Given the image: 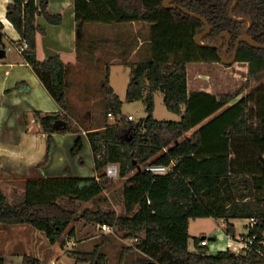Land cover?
Returning a JSON list of instances; mask_svg holds the SVG:
<instances>
[{"label":"trees","instance_id":"obj_1","mask_svg":"<svg viewBox=\"0 0 264 264\" xmlns=\"http://www.w3.org/2000/svg\"><path fill=\"white\" fill-rule=\"evenodd\" d=\"M177 4L206 18L211 33L202 39L204 43L217 45L222 33L231 35L229 58L245 32L264 45V0L172 3ZM74 13L78 50L86 23L152 24V59L131 66L126 92L128 102L145 101L147 115L137 123L125 117L115 124L108 122L109 114H120L123 106L110 86L108 72L102 82L105 124L86 134L98 177L25 180L23 191L13 200L0 183V223L30 224L55 244L77 216L76 210L60 201L73 198L88 202L97 198L112 182L106 167L117 163L120 177L127 178L123 187L126 214L87 208L80 215L87 222L113 226L124 238L134 239V249L142 255L144 264H264V259L253 252L242 255L224 249L210 254L200 238H195L196 251L189 249L190 222L199 218L224 219L227 231L236 233L231 220L254 217L258 224L253 231L259 237L264 233V83L236 102L241 92L221 96L190 92L188 66L194 62H222L227 37L219 49L198 46L197 36L207 29L204 22L181 8L165 7L164 0H74ZM6 16L20 34L21 44L27 45L22 52L24 60L61 108L52 114L35 112L49 136L48 153L55 133H76L72 152L81 150L83 136L66 115L70 111L67 66L59 55L41 61L36 56L37 34H45L37 17L58 25L62 15L51 14L47 0L40 5L36 0H11ZM3 30L0 23V52L7 48ZM237 60L249 62L254 76L264 74V49L243 40ZM158 90L164 93L167 109L181 116L179 121L154 117ZM148 164L168 166L170 170L154 174L145 169ZM70 233L74 234V229ZM73 251L68 252L76 256L77 263L108 264L102 244L92 251ZM0 264H6L3 257ZM22 264L40 261L25 256Z\"/></svg>","mask_w":264,"mask_h":264},{"label":"rangeland","instance_id":"obj_2","mask_svg":"<svg viewBox=\"0 0 264 264\" xmlns=\"http://www.w3.org/2000/svg\"><path fill=\"white\" fill-rule=\"evenodd\" d=\"M140 23L148 26L149 30L148 34L141 33L139 35L140 38H136L138 36L130 30L127 32L123 30V28H128V26L131 27L129 23H86L82 28L79 51L81 53L85 50L90 51L88 55L89 64L87 69H82L78 73L77 69L72 68L70 70V73H75V77L81 80L84 87L75 85L69 88L71 121L74 128L79 130L81 134L83 133L84 146L81 150L72 152L76 133H55L53 134V147L48 153V134L45 133V137L40 140L41 136L38 137L37 132L34 131L26 145L15 144L13 145L15 149L12 148V150L3 151L2 153L0 151V156H5V159L1 157L0 159L8 162L15 160L18 163L14 162V164L21 165V167L18 166L19 168H17L20 170H24L33 161L41 164L39 166L40 170L46 169L51 165L55 168L54 170H58L66 164L65 168L62 169L63 173L68 172L70 174L72 172L71 175L77 177H94L92 175L97 173L94 169L93 153L83 131L98 129L101 122L104 123L106 119L102 97L104 96L102 82H104L103 80L108 72L110 86L123 102L120 114L123 116L132 115L133 120L131 121L135 123L140 122L147 115L144 101L128 102L125 92L131 81V66L148 62L152 59V43L150 39L152 24L148 22ZM143 39L144 41H142ZM140 41H142V45L139 44ZM7 49L11 52L13 48L8 46ZM134 50L136 52L133 54ZM148 54L149 57L147 58ZM227 58L230 59L228 54ZM259 77L251 73V64L249 62L238 60L230 65L220 61L212 63L194 62L188 66L190 91L194 92L204 89L216 96L235 92H241L239 97L246 96L264 83V74ZM76 82L81 84L78 81ZM154 117L157 120L166 121H179L181 119L179 114L167 109L164 103V93L161 91L155 94ZM108 122L110 124L117 123L115 119H109V117ZM12 137L13 139H20L17 134H12ZM34 138L37 141L35 142V148H32ZM4 164L6 165L5 162ZM6 168V166L5 168L3 167L7 174L1 175V177H8V175L13 177H10V180L2 181L1 185L9 199L13 200L23 191L25 181L21 178L27 177L25 176L27 174L23 172L15 176L11 174L10 169ZM13 178L15 179L13 180ZM126 179L121 178L120 175L112 178V182L106 190L91 201L82 202L73 198L60 201L67 208L77 211L76 218L61 237L63 240L65 239L64 242L67 240V242L74 243L73 252L92 251L97 244H102L108 264H144L141 261L143 260L142 255L134 249L136 242L134 239L124 238L118 230L115 231V234H102L98 228L99 225L87 222L80 215L87 208L92 210L97 208L112 209L120 215L126 214L123 194ZM233 223L237 233L247 231L246 219H233ZM72 229H74V234L70 233ZM189 234L191 251H196L195 238L202 239L203 237L209 240L207 247L210 254H215L227 247L225 224L218 219L209 217L192 220ZM127 247H132L134 250L129 251L126 249ZM54 257L53 255L46 256L42 263L51 264L53 259L54 262L56 261ZM16 260L12 264H21L18 258ZM57 264L88 263H77L76 256L69 252L68 255L58 258Z\"/></svg>","mask_w":264,"mask_h":264},{"label":"crops","instance_id":"obj_3","mask_svg":"<svg viewBox=\"0 0 264 264\" xmlns=\"http://www.w3.org/2000/svg\"><path fill=\"white\" fill-rule=\"evenodd\" d=\"M42 1L43 0H36L37 5H40ZM47 1L49 12L51 14H61L62 22L58 25H53L48 23L43 16L37 17L38 25L45 30L44 35H42L41 33L37 34V59L41 61L51 56L59 55L67 66V81L69 84V88L75 85L83 86L81 80L75 77L76 74L70 73V70L72 68L77 69V73L82 69H87V66L89 64L88 55L90 54L89 50H85L81 53L76 45L77 34L76 18L74 13V0ZM10 2L11 0H0V23L3 25V31L7 38L5 44L6 47L11 46L13 48L11 49V52H9L6 48L5 57L0 62L1 153L3 151L12 150V148H14L13 145L15 144L26 145L34 131L37 132L38 137L41 136L39 138L40 140L45 137V133H43L42 127L35 115L36 111H40L44 115L61 111V108L59 107L55 99L50 95L49 91L42 83L40 77L35 72L34 68L24 60L22 53L15 48L16 45H12V42L21 44V36L6 16L7 7ZM129 25H131V27L128 26V28H123V30L125 32L130 30L132 33L138 36L136 38H140L139 35H141V33L148 34L149 32L148 26L143 23L131 22L129 23ZM142 41H144V39ZM142 41H140V45H142ZM135 52L136 51L134 50L133 54ZM148 57L149 54L147 58ZM76 81L80 82L81 84H78ZM19 83L22 84L19 85L15 90L16 85H18ZM159 91L160 90L156 91L155 94ZM125 92H127V88ZM194 92L210 93L204 89H200ZM147 94L148 89H146L144 92V99L147 97ZM68 97L69 99H71L69 89ZM240 98H242V96L238 97V99H236L234 102H236ZM70 111L66 112V115H68L69 118H71ZM124 117L127 118L128 116L124 115ZM104 124L105 121L104 123L101 122L98 128H102ZM87 131L88 130L83 131L85 133V137ZM12 134H17L20 139H13ZM36 141L37 140L34 138V140L32 141V148H35ZM0 157L5 159V156ZM0 160V169H2L0 170V183H2V181H6V179L10 180L13 177L10 175H8V177L5 176L7 178L1 177V175L7 174L3 169V167L5 168V166L10 169L11 174H14L15 176H18V173L23 172L27 174L25 175L27 177L21 178L24 181L29 179L77 177L75 175H71L72 172L70 174H68V172H62V169L65 168L66 164L58 170H54L55 168L53 167V165L48 166L46 169L40 170L39 166H41V164L39 162L33 161L30 162V164L27 165L24 170H20L17 168L21 167V165L14 164V162H16L15 160H12V162L4 161L3 159ZM4 162L6 163V165L4 164ZM92 176L98 177L97 174ZM14 179L15 178H13V180ZM230 222L233 223V220H231ZM64 240L63 238H60L55 244H52L43 231L33 227L30 224L0 223V257H3L5 259L6 264H12L17 258L21 261L22 264V258L25 256L36 258L40 261V264H43L42 262L46 259L45 257H49L52 255L55 256L54 258H56V261L54 262L53 259L52 263L57 264L58 258L64 255H68V251L72 250V247L74 245V243L67 242V240L65 241V245H63Z\"/></svg>","mask_w":264,"mask_h":264},{"label":"built area","instance_id":"obj_4","mask_svg":"<svg viewBox=\"0 0 264 264\" xmlns=\"http://www.w3.org/2000/svg\"><path fill=\"white\" fill-rule=\"evenodd\" d=\"M15 48L22 53L27 48V45L24 42L20 45H16ZM123 118L124 116L122 114L119 115L109 114V119H115L117 122H120ZM127 119L129 121L133 120L132 115L128 116ZM145 169L154 174H166L170 170V167L157 165V164H148L146 165ZM106 174L110 178L118 177L120 175V165L117 163L109 164L106 167ZM219 220L225 224V236L227 238V247L224 249H229L235 254H242V255H247L253 252L264 259V233L262 234L261 237H259L258 234L253 231L258 224V220L256 218L254 217L247 218L246 219L247 231L240 233L228 232L226 229L227 221L224 219H219ZM98 228L100 229L101 233H105V234H115L116 231L113 226H109L106 224L99 225ZM208 243H209L208 238L203 237L201 239L200 244L202 246H208ZM52 264H56V263H52Z\"/></svg>","mask_w":264,"mask_h":264},{"label":"water","instance_id":"obj_5","mask_svg":"<svg viewBox=\"0 0 264 264\" xmlns=\"http://www.w3.org/2000/svg\"><path fill=\"white\" fill-rule=\"evenodd\" d=\"M175 1L176 0H164V6L165 7H168V8H171V7L181 8V9H183V11L187 15H189V16H191L193 18H197V19L202 20L204 22V24L206 25V27H207L206 31L204 33L198 35L197 38H196V44L198 46H211V47H214V48L219 49V48H221V47H223L225 45V42H224V39H223L224 36L227 37L225 52L222 55V62L224 64L230 65V64L236 62L238 49H239V46H240V44H241V42L243 40L248 41L251 44V46L254 47V48H256V49H264V45L263 44H260V43L256 42L251 36H249V34L247 32H245L242 36H240L237 39L235 51H234L232 57L230 59H228L227 58V54H228V49H229L230 41H231V38H232L231 35L228 32L222 33L221 36H220V41H219V43L217 45H211V44L204 43L202 41V39L211 33V26L209 25V23L206 20V18H204L203 16H200L198 14H195V13L190 12L187 8H184V7H182L179 4L172 5V3H174ZM250 24H251V22H250ZM5 51L6 50L3 49L0 52V59H2V58L5 57ZM211 239H214V238H211ZM151 264H154V263L151 262Z\"/></svg>","mask_w":264,"mask_h":264}]
</instances>
